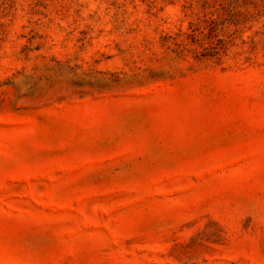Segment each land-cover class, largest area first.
Wrapping results in <instances>:
<instances>
[{
    "label": "rangeland",
    "instance_id": "1",
    "mask_svg": "<svg viewBox=\"0 0 264 264\" xmlns=\"http://www.w3.org/2000/svg\"><path fill=\"white\" fill-rule=\"evenodd\" d=\"M0 264H264V0H0Z\"/></svg>",
    "mask_w": 264,
    "mask_h": 264
}]
</instances>
